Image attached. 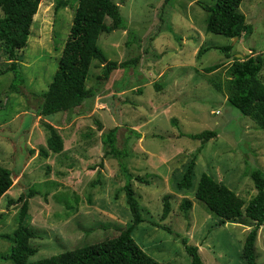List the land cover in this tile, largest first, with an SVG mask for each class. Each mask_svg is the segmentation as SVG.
Returning <instances> with one entry per match:
<instances>
[{"label": "rangeland", "instance_id": "obj_1", "mask_svg": "<svg viewBox=\"0 0 264 264\" xmlns=\"http://www.w3.org/2000/svg\"><path fill=\"white\" fill-rule=\"evenodd\" d=\"M66 1L56 11L57 0H41L28 44L18 53L19 89L11 88L12 72L0 75V165L13 174V186L0 198V264H14L3 255L15 245L21 207L16 201L22 192H37L28 198L26 219L35 231L30 245L37 248L27 259L31 263L118 236L132 218L124 190L128 182L144 218L133 238L155 260L192 264L186 238L199 246L204 264H244L243 245L255 221L243 214L237 223H221L196 198V190L206 173L245 200L244 213L257 194L249 172L264 173V131L213 83L226 88L234 55L264 54V0H243L240 10L254 29L237 39L206 30L209 13L199 0H115L126 29L103 33L98 46L107 60L137 58V63L114 70L105 80L99 79L105 65L94 60L86 87L96 90L95 97L74 111L40 116L41 95L57 70L78 5L77 0ZM225 45L232 46L230 57L213 47ZM206 47L210 49L198 56ZM8 64L0 49V69ZM214 64L221 67L204 70ZM261 78L264 82V68ZM46 123L64 140V150L48 158L39 155L48 136ZM115 127L123 153L105 157L103 133ZM205 130L218 135L204 142L187 136ZM195 156L191 186L180 189L178 182ZM167 194L172 195V211L162 218ZM184 198L192 201L188 218L180 207ZM255 251L257 264H264L262 227Z\"/></svg>", "mask_w": 264, "mask_h": 264}, {"label": "trees", "instance_id": "obj_2", "mask_svg": "<svg viewBox=\"0 0 264 264\" xmlns=\"http://www.w3.org/2000/svg\"><path fill=\"white\" fill-rule=\"evenodd\" d=\"M77 2L78 5L57 70L48 89L41 95L40 116L74 111L76 108L82 107L85 100L95 97L96 90L86 87L89 70L94 60L105 65V71L99 77V79L105 80L109 79L114 70L126 69L138 61L137 58L123 62L107 60L106 55L98 46V40L103 33L125 28L124 18L115 0H77ZM242 2L243 0H217L211 6L199 0L198 3L209 13L206 30L229 39L238 38L242 33H252L254 26L246 22L247 17L240 10ZM40 3L41 0H0V49L6 60L9 61L7 66L0 69V75L8 72L14 74V82L11 87L14 90L19 89V84L23 83V76L19 71L18 53L28 44L34 16L37 14L38 8L42 7ZM67 3L66 0H57L56 11L66 7ZM213 47L221 50L228 57L231 56V45ZM209 49L210 47L200 48L198 56ZM220 67V64H214L204 70L207 73H212ZM263 68L264 54L261 52L253 51L252 55L245 59L234 55L230 65L231 78L226 88L220 83H213V85L218 91H227L229 103L264 131V82L261 78ZM45 128L48 131V136L46 145L39 149V155L48 158L51 153L58 154L64 150V140L52 124L46 123ZM118 130L119 127H115L103 133L105 157L120 158L122 156L123 149L120 150L117 146ZM217 135L215 130L187 134V136L203 142L217 137ZM136 136L140 137V134H136ZM195 161L196 156L187 165L182 179L178 182L180 189H187L191 186ZM123 171L132 179L133 176L128 169L123 167ZM249 174L254 181L257 194L249 201L245 213L243 212L245 200L226 184L206 173L199 180L196 198L203 201L210 211L220 218L221 223L228 221L237 223L243 214L255 221V226L245 238L242 257L244 264H257L255 242L261 227L264 233V173L260 169H254ZM134 178L140 182H148L140 175H136ZM12 186V171L0 165V198ZM124 190L132 218L118 236L85 244L31 263H27V259L37 252V248L30 245L35 231L27 225L26 219L29 216L28 198L37 192L32 189L22 192L16 201L21 203V207L19 224L13 232L15 245L10 253L3 255V258L13 260L14 264H162L146 253L134 240L133 231L137 225L144 221V218L131 182L125 185ZM171 198V194L163 197L162 218H166L172 211ZM180 207L184 217L188 218L193 207L192 201L189 198H184ZM164 228H166L165 225ZM5 236L7 237V235ZM183 243L191 257L192 264H204L199 246L190 244L186 238L183 239Z\"/></svg>", "mask_w": 264, "mask_h": 264}, {"label": "water", "instance_id": "obj_3", "mask_svg": "<svg viewBox=\"0 0 264 264\" xmlns=\"http://www.w3.org/2000/svg\"><path fill=\"white\" fill-rule=\"evenodd\" d=\"M235 39H237V37H235ZM237 57L238 58H242V55L241 54H238Z\"/></svg>", "mask_w": 264, "mask_h": 264}, {"label": "clouds", "instance_id": "obj_4", "mask_svg": "<svg viewBox=\"0 0 264 264\" xmlns=\"http://www.w3.org/2000/svg\"><path fill=\"white\" fill-rule=\"evenodd\" d=\"M237 57V56H236Z\"/></svg>", "mask_w": 264, "mask_h": 264}]
</instances>
